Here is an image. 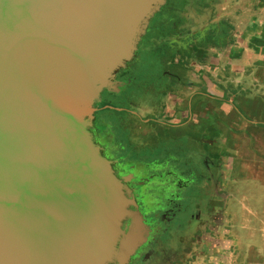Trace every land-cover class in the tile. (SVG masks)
I'll use <instances>...</instances> for the list:
<instances>
[{"label":"water","instance_id":"water-1","mask_svg":"<svg viewBox=\"0 0 264 264\" xmlns=\"http://www.w3.org/2000/svg\"><path fill=\"white\" fill-rule=\"evenodd\" d=\"M164 4L0 0V264H128L146 241L93 132Z\"/></svg>","mask_w":264,"mask_h":264},{"label":"crops","instance_id":"crops-1","mask_svg":"<svg viewBox=\"0 0 264 264\" xmlns=\"http://www.w3.org/2000/svg\"><path fill=\"white\" fill-rule=\"evenodd\" d=\"M141 40L125 96L100 110L128 121V149L176 148L192 170L155 264H264V0H169Z\"/></svg>","mask_w":264,"mask_h":264},{"label":"flooded vegetation","instance_id":"flooded-vegetation-1","mask_svg":"<svg viewBox=\"0 0 264 264\" xmlns=\"http://www.w3.org/2000/svg\"><path fill=\"white\" fill-rule=\"evenodd\" d=\"M168 1L165 0V4ZM149 27L150 23L146 32ZM141 42L142 40L133 59L117 72L116 81L133 80V63L140 52ZM128 87L130 86L125 85L119 93L103 91L101 102L107 99L115 103L116 99L125 96L124 90ZM120 102L117 101L116 104ZM96 113L93 132L96 141L102 148V154L112 162L115 175L124 186L125 195L136 204V208L130 206L129 210L137 211L148 229L146 241L136 249L128 264L165 262L171 240L183 225V213L186 214L191 207V198L186 194L193 185L192 170L178 158L181 150L176 148L161 149L156 154L153 152L158 147L151 148L149 153L128 149L126 142L131 136L129 131L133 130L132 127L124 128L122 123L113 124L110 127L111 132H107L104 122L97 120ZM119 122H122L121 118ZM129 225V219L123 221V227L128 228Z\"/></svg>","mask_w":264,"mask_h":264},{"label":"rangeland","instance_id":"rangeland-1","mask_svg":"<svg viewBox=\"0 0 264 264\" xmlns=\"http://www.w3.org/2000/svg\"><path fill=\"white\" fill-rule=\"evenodd\" d=\"M143 42V41H142ZM142 44V43H141ZM141 46V45H140ZM138 58H140V54L138 53ZM134 64V63H133ZM102 102H100L99 104H97L96 105V107H97V109H98V111H97V120L99 121V122H104V124H105V127H106V131L107 132H111L110 131V127H111V125H113V124H121L122 122L124 123V124H122V125H125L124 126V128L127 126V125H129L128 124V121H122V122H119V118L120 117H118V115L116 114V113H114V112H106V111H101L100 109L101 108H99V105L101 104Z\"/></svg>","mask_w":264,"mask_h":264},{"label":"trees","instance_id":"trees-1","mask_svg":"<svg viewBox=\"0 0 264 264\" xmlns=\"http://www.w3.org/2000/svg\"><path fill=\"white\" fill-rule=\"evenodd\" d=\"M111 96H112V94H110ZM106 105H109V106H114V104L110 101V100H103L102 101V103L99 105V108H102V107H104V106H106ZM106 112H114V113H116V114H118L117 112H115V111H112V110H109V109H107V110H105ZM107 136H108V134H107Z\"/></svg>","mask_w":264,"mask_h":264}]
</instances>
